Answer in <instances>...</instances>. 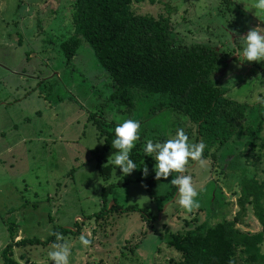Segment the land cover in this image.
<instances>
[{"label": "rangeland", "instance_id": "1", "mask_svg": "<svg viewBox=\"0 0 264 264\" xmlns=\"http://www.w3.org/2000/svg\"><path fill=\"white\" fill-rule=\"evenodd\" d=\"M73 1L0 0V264L11 225L20 238L40 241L50 238L54 228H79L76 235L63 236L70 244L69 264H165L179 259L158 236L233 219L240 171L229 163L249 138L239 135L234 144L227 143L214 162L189 160L183 173L162 178L150 197L145 180L155 174V154L144 152L147 140L163 143L178 128L187 134L191 124L182 115L161 110L158 96L139 98L129 113L109 102V79L82 38L76 55L64 58L59 45L72 33ZM254 3L145 0L131 7L137 15L168 20L172 40L181 45L215 47L226 59L230 48L235 55L243 48L234 33L246 36L250 28H264V15L256 14ZM241 58V65L230 61L213 81L229 99L249 106V124L264 113V61ZM91 116L103 120L108 130L124 119L140 123L135 144L140 141L137 152L143 159L130 175L112 163L116 153L103 162L113 167L109 178L100 176L92 154L102 149L103 138ZM188 137L195 143L193 132ZM254 143L255 148L246 147L244 153L249 171L264 183V127ZM178 175L190 176L198 193L200 207L193 212L178 204L179 190L170 184ZM105 189L107 211L101 212ZM128 206L139 211H121ZM236 228L250 234L262 229L250 207ZM81 234L91 240L89 246L79 242ZM51 245L16 248L12 259L54 264L48 257ZM261 250L264 253V242ZM237 260L247 264L240 252Z\"/></svg>", "mask_w": 264, "mask_h": 264}, {"label": "trees", "instance_id": "2", "mask_svg": "<svg viewBox=\"0 0 264 264\" xmlns=\"http://www.w3.org/2000/svg\"><path fill=\"white\" fill-rule=\"evenodd\" d=\"M144 1L74 0L72 33L59 45L64 58L71 60L76 55L82 38L109 79L111 93L108 101L129 113L139 98L158 96L163 100L161 110H169L189 120L191 128L187 135L193 132L195 143L205 145L203 162H214L219 151L229 142L234 144L239 135L249 138L243 144L244 149H254V141L264 127V113H257L254 122L247 124L249 106L229 99L225 90L213 81L224 66L221 52L205 44L187 47L172 40L168 20L137 15L132 11L133 3L142 4ZM91 119L99 137L103 138L102 149L92 155L100 176L106 180L113 167L103 166V162L118 152L112 147L116 126L110 124L113 128L108 130L103 120L96 116ZM140 145V141L137 142L130 152V159L135 164L143 159L137 152ZM244 149L229 163L233 169H238L235 171H240L236 215L232 220L223 219L215 224L203 222L192 229L158 236L180 255L179 259H170L165 264H238V252L245 257L247 264H264L261 250L264 242V183L249 171V157ZM241 158L245 161L241 162ZM161 180H156L155 174L145 180L150 197L154 196ZM105 194L106 189L102 193L101 212L107 211ZM248 207L262 228L259 232L250 234L236 228L246 216ZM135 210L137 207L128 206L121 211ZM150 219L148 214L147 220ZM8 229L10 243L1 251L3 264H20L12 259L14 247L45 246L57 242L53 234L45 241L20 238L14 242L12 225ZM78 231L57 227L53 233L68 236L76 235Z\"/></svg>", "mask_w": 264, "mask_h": 264}, {"label": "clouds", "instance_id": "3", "mask_svg": "<svg viewBox=\"0 0 264 264\" xmlns=\"http://www.w3.org/2000/svg\"><path fill=\"white\" fill-rule=\"evenodd\" d=\"M253 7L257 10V15H264V0H255ZM234 34L237 36V40L243 44L242 50H237L239 58L242 57L249 63L264 61V28L258 26L250 28L246 36L239 35V33ZM230 40L232 42L231 36ZM139 130L140 123L134 119H124L114 129L115 139L112 142V147L118 152L112 163L126 176L137 169L136 164L130 159V152L135 147V142L140 138ZM204 148L203 142L198 144L190 142L185 129L178 128L175 136H171L163 143L147 140L144 152L147 156L155 154L153 171L156 180L161 178L167 180L173 172L183 173L189 160L202 162ZM143 173L145 176L148 174L146 166L143 167ZM170 184L179 190L178 204L182 209L190 213L200 207L199 202L195 199L198 193L192 186L190 176L178 175L171 180ZM53 235L56 236L57 242L51 245L52 250L48 252L49 259L54 264H69L70 244L64 242L65 238L60 233H53ZM79 242L85 247L91 244V240L84 234L80 235Z\"/></svg>", "mask_w": 264, "mask_h": 264}, {"label": "flooded vegetation", "instance_id": "4", "mask_svg": "<svg viewBox=\"0 0 264 264\" xmlns=\"http://www.w3.org/2000/svg\"><path fill=\"white\" fill-rule=\"evenodd\" d=\"M235 52L236 51H233L232 53H231V48H230V51H229V54H228V57L226 58V59H224L225 57H223V63H224V66L223 67H221L220 68V70H219V72L221 71V72H224L225 73V68L227 67V65H228V63L230 62V61H234L235 60V62H237V61H239V62H237V64H239V65H241L242 63H240V60L238 59L239 57L237 56V55H235ZM232 55V56H231ZM229 58H231V59H229ZM241 60H243V58H241ZM223 70V71H222ZM218 72V73H219ZM217 73V74H218Z\"/></svg>", "mask_w": 264, "mask_h": 264}, {"label": "crops", "instance_id": "5", "mask_svg": "<svg viewBox=\"0 0 264 264\" xmlns=\"http://www.w3.org/2000/svg\"><path fill=\"white\" fill-rule=\"evenodd\" d=\"M15 230H16L17 234H15V232H14ZM13 234H14V242L18 241L20 239V237L18 236V234H19L18 229L15 226H14V229H13ZM15 249H16V247L13 248V252H14Z\"/></svg>", "mask_w": 264, "mask_h": 264}, {"label": "water", "instance_id": "6", "mask_svg": "<svg viewBox=\"0 0 264 264\" xmlns=\"http://www.w3.org/2000/svg\"><path fill=\"white\" fill-rule=\"evenodd\" d=\"M109 208H111V206Z\"/></svg>", "mask_w": 264, "mask_h": 264}]
</instances>
